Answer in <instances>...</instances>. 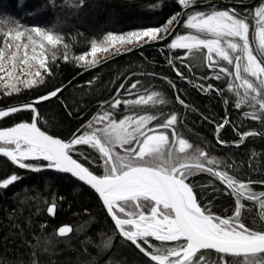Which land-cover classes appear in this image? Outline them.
Returning a JSON list of instances; mask_svg holds the SVG:
<instances>
[{
    "label": "snow or ice",
    "instance_id": "1",
    "mask_svg": "<svg viewBox=\"0 0 264 264\" xmlns=\"http://www.w3.org/2000/svg\"><path fill=\"white\" fill-rule=\"evenodd\" d=\"M178 3L182 10L166 23L171 25L175 21L179 25L178 17H184L182 27L188 31L174 37L168 47L187 50V56L201 60L214 73L211 78L225 79L227 91L234 97L233 108L238 112L244 109L240 112L242 118L264 126V0L243 11L234 7L217 10L214 6L200 10L194 8L195 0H178ZM82 5L83 0H80L79 6ZM162 30L164 26L121 35L109 33L100 42L92 41L90 52L75 59L87 62L91 55L94 63L98 51H107L116 42L132 43L143 38L156 41ZM58 45L63 46V59L67 61L68 44L58 34L39 26L18 24L5 31L4 39L0 40V73L15 81L5 85L7 94L19 91L20 77L16 72L23 71L22 66H28L29 70L35 67L31 72L33 79L24 81L25 86L35 85L37 77L43 82L41 70L51 75L48 53L51 52L54 61ZM185 66L191 70V65ZM174 70L179 78L187 79L179 69ZM138 83L131 84L127 90L136 98L121 99L117 92L112 100L101 102L99 111L68 141L48 135L36 123L39 113L35 105L57 96L62 89L39 97L32 104L0 110V119L22 110L33 112L31 123L21 122L0 130V155L22 169L33 171L41 169L26 161H46L44 167L70 173L90 185L102 198L119 235L154 264H264V231L249 229L241 221L243 201L255 202L264 210V191L257 192L252 187L253 184L264 185V181H244L229 174L230 169L241 165L217 159L204 148L190 143L179 132L176 113L147 111L167 101L157 91L132 93ZM169 83L175 88L174 83ZM195 86L206 92L216 91L221 95L223 92L213 85ZM176 99L185 108L189 107L179 94ZM121 105L126 112L120 113L118 118ZM229 124L239 136L234 142L236 147L249 136L264 135L252 130L240 133L238 129L243 124L232 123L226 114L221 123L215 124L218 144L227 146L226 141L219 139V132ZM77 146H87L98 153L103 175L94 174L73 158L78 152ZM79 154L88 159L82 151ZM248 166L251 167V157ZM199 173L219 181L225 194L233 197L232 216L222 218L212 212L211 202L204 206L198 202L193 186L187 181ZM18 179L12 175L0 181V188L6 189ZM48 212L55 214V204ZM71 232V226H62L56 234L63 237ZM102 243L107 248L111 239ZM211 252L216 253L217 260H208Z\"/></svg>",
    "mask_w": 264,
    "mask_h": 264
},
{
    "label": "trees",
    "instance_id": "2",
    "mask_svg": "<svg viewBox=\"0 0 264 264\" xmlns=\"http://www.w3.org/2000/svg\"><path fill=\"white\" fill-rule=\"evenodd\" d=\"M207 1L213 0H195V4ZM79 5L80 0H0V40L13 24L39 26L63 37L64 43L68 44L69 57L67 61L63 59L65 50L58 45L54 61L51 52L48 53L51 75L41 70L43 82H39V77L32 86H25L21 81L17 84L19 91L12 94H7L5 89V85L10 84L8 80L0 79V108L36 99L67 84L88 68L85 61H77L75 57L90 52L92 41L100 42L109 33L121 35L165 27L169 18L182 10L178 0H83V5ZM174 25L175 21L165 33L168 34ZM145 42L151 41L143 38L132 43L116 42L107 51H98L96 55L106 53L109 57L114 56ZM119 48L127 50L115 53ZM169 54L163 49H151L109 64L68 90L64 96L40 106L37 123L45 132L68 141L99 111L101 102L112 100L117 92L121 99L136 98L127 90L131 84L139 82L132 93L157 91L167 101L165 105L147 111L176 113L179 132L190 143L204 148L217 159L241 165L230 169L229 174L244 181H264V138L249 136L236 147L234 142L239 140V136L229 124L219 132V139L229 144L222 146L217 143L215 124L223 121L228 105L230 121L243 124L238 129L240 133L250 130L264 133V126L241 117L240 112L244 109L238 112L233 108L234 97L227 91L226 80L211 78L214 73L201 60H194L186 52L173 49ZM180 57L186 58L182 60ZM169 59L175 69L198 85L213 84L223 90L222 94L228 101L226 105L216 91H203L172 73ZM185 65H191V70ZM169 81L175 84V88ZM177 94L188 108L177 102ZM124 112L126 110L121 105L118 118ZM31 117V111L16 113L1 121L0 128L30 121ZM77 148L78 152L73 157L94 174L103 175L98 153L87 146ZM80 151L88 157L87 160L79 154ZM250 157L251 167L248 166ZM27 163L33 166L46 164L40 160ZM12 175L19 179L6 189L0 188V264H154L121 238L100 198L88 186L63 173L23 171L0 156V181ZM187 182L193 186L202 206L211 202V210L216 215H233L234 199L225 194L219 181L206 173H199L189 177ZM252 187L254 191H264V185L253 184ZM242 203L245 205L242 223L249 229L264 231V218H261L264 210L255 202ZM52 204H55L54 215L48 212ZM62 226H71L72 232L63 237L57 235V229ZM109 238L110 246L105 248L102 242ZM208 258L217 260V255L211 252Z\"/></svg>",
    "mask_w": 264,
    "mask_h": 264
},
{
    "label": "water",
    "instance_id": "3",
    "mask_svg": "<svg viewBox=\"0 0 264 264\" xmlns=\"http://www.w3.org/2000/svg\"><path fill=\"white\" fill-rule=\"evenodd\" d=\"M259 1H261V0H255V2H253V3L241 5V4H238L236 2H230V1H226V0H213V1H209V2H202L201 4H195L194 5V8L203 10L204 8L211 9L213 6L215 7V9H227V8H233V7H238V6H240V7H245V6L248 7V6H252V5L256 4V2H259ZM178 19L180 20V24L177 25L175 23V25L169 31L170 34H166L165 36L161 37V39H157L156 41L142 43V44H140V46H138L136 48H132V49H130L128 51L121 52L118 55L111 56V57H109V59L103 60L102 62H99L98 64H96L94 66L88 67L86 70L78 73V75L75 76V77H73L72 79H70V81H68L67 84L63 85L62 87L57 88V89H62V91H60L57 96L51 97L48 100H42L40 103L36 104L35 107H36L37 112H38L39 106L44 105V104H46L49 101L57 100L58 98L64 96L66 93H68V90L72 89L73 87L77 86L79 83H81L84 80H86L88 78V76H91V75L99 72V70L103 69L104 67L109 66V64L119 62L120 60H124V59L130 58L131 55L138 54V53H141L142 51H147V50H151V49H161V50L163 49L169 55V47H168V45L170 44L169 42L172 40V38L174 36L177 35L179 29L182 26L184 17H179ZM168 65H169L172 73H174L176 75V72L174 70L175 67H174V65H172L170 63V60L168 61ZM185 77L187 79H182V80L189 81V82L191 81V79L189 77H187V76H185ZM194 85H196V82H194ZM213 87L216 88V89H219L218 87H215V86H213ZM51 92H49V93H51ZM49 93H47L46 95H48ZM46 95H43V96H46ZM218 95H220V97H221L224 105H226L224 94H222V95L221 94H218ZM40 97H42V96H40ZM38 98L39 97H36V99H32V100H29V101H25L24 103H15V105H7V106H4L3 108H0V110H7L9 108L19 107V106H22V105H25V104H32ZM25 111L26 110H22L20 112H25ZM17 113H19V112H17ZM31 114H32V119L29 122H27V123H31L33 121V112ZM226 114L229 117V115H228V105H226ZM14 115H15V113L9 115L8 117H5V118L0 119V122L1 121H4L5 119H7V118H9L11 116H14ZM36 123H37V121H36ZM17 124H19V123H16V125ZM37 126L40 127L39 124H37ZM11 127H13V126L5 127V128H0V130H6V129L11 128ZM252 131H255V130H252ZM255 132L260 133L259 131H255ZM47 134L53 136L52 134H49V133H47ZM259 136L264 138V135H259ZM53 137L54 138H58L56 136H53ZM59 139H61V138L59 137ZM222 146H225V145H222ZM227 146H229V144H227ZM0 156L3 157V158H5V159H8V161L13 166H15L16 168H20L17 164H14L9 158L4 157L3 155H0ZM44 162H46V161H44ZM46 163H48V162H46ZM39 167L41 169L40 171H43V172L44 171H48V172L53 171V172H56V173H60L61 174V172H58V171H56L53 168H48V167H44V166H42V167L39 166ZM20 169H22V168H20ZM22 170L27 171V172L30 171V172H34V173H39L40 172V171H33L30 168H24ZM64 174H66L68 176H71V177L75 178L78 182H80L81 184H84L85 186H88L100 198V201H101L102 205L104 206V208L106 210V206L103 204L102 198L99 196V194L93 188H91L90 185L85 184L83 181H80L78 178L72 176L70 173H64ZM106 213H107L108 217H110V219H111V216L108 214L107 210H106ZM222 218H224V217H222ZM111 221H112V223L114 225V221L112 219H111ZM114 227H115V225H114ZM132 246L134 248H136L134 245H132ZM137 251L140 252L139 249H137ZM141 254L145 258L149 259L143 253H141Z\"/></svg>",
    "mask_w": 264,
    "mask_h": 264
},
{
    "label": "rangeland",
    "instance_id": "4",
    "mask_svg": "<svg viewBox=\"0 0 264 264\" xmlns=\"http://www.w3.org/2000/svg\"><path fill=\"white\" fill-rule=\"evenodd\" d=\"M171 25L167 24L164 28L165 30H162L159 34V37L158 39H161V37L165 36L166 35V30H168L170 28ZM126 48H119V50L115 51V53H119V51H125ZM127 50V49H126ZM185 52H187V50H185ZM104 60V59H109V55L108 54H98L95 56L94 58V63H92L93 61V57L91 55H89L87 57V62H86V65L88 66H93V65H96L98 64V62L100 60ZM33 65H35V62H32ZM23 67V71H17L16 72V75H18L20 77V83L21 81H28V80H31L33 79V76L31 75V72L32 71H35V67H33L31 70H29L28 66H22ZM8 70L11 71V66L8 65ZM1 76H5L4 80H8L9 83H14L15 81L14 80H10L6 77L5 73H0Z\"/></svg>",
    "mask_w": 264,
    "mask_h": 264
},
{
    "label": "flooded vegetation",
    "instance_id": "5",
    "mask_svg": "<svg viewBox=\"0 0 264 264\" xmlns=\"http://www.w3.org/2000/svg\"><path fill=\"white\" fill-rule=\"evenodd\" d=\"M226 1H230V0H226ZM230 2H236V3H238V4H241V0H231ZM253 2H255V0H243V4H241V5H245V4H250V3H253ZM261 1H259V2H256V4H254V5H252V6H248V7H240V6H238V7H234V8H236L237 10H239V11H241V10H244L245 8H247V9H252L254 6H256V5H258L259 3H260ZM201 4V3H200ZM203 10H210V9H207V8H204ZM217 10H224V9H217ZM183 22H184V20H183ZM183 24V23H182ZM188 30H186L184 27H182L181 26V28L179 29V31H178V33H177V35H181V34H186V32H187ZM176 35V36H177ZM176 36H174V37H176ZM174 37L172 38V40L174 39ZM171 40V41H172ZM170 41V42H171ZM169 42V43H170ZM175 50H177V51H179V52H185V50L184 49H175ZM187 53V52H186ZM210 85H213V84H210ZM208 260L210 261V258H208Z\"/></svg>",
    "mask_w": 264,
    "mask_h": 264
},
{
    "label": "bare ground",
    "instance_id": "6",
    "mask_svg": "<svg viewBox=\"0 0 264 264\" xmlns=\"http://www.w3.org/2000/svg\"><path fill=\"white\" fill-rule=\"evenodd\" d=\"M207 2H209V1H207ZM169 51H170V48H169ZM121 53V52H120ZM118 55V54H117ZM169 56H170V54H169ZM111 57V56H110ZM106 60V59H105ZM170 60V59H169ZM168 60V61H169ZM102 62V61H101ZM99 63V62H98ZM94 66V65H93ZM88 67H91V66H88ZM87 69V68H86ZM85 69V70H86ZM186 76V75H185ZM188 77V76H187ZM189 82V81H188ZM190 82H192L193 84H194V81L191 79V81ZM196 85H198V83L196 82ZM214 86V85H213ZM216 87V86H215ZM40 97V96H39ZM29 101V100H28ZM42 106V105H41ZM40 107V106H39ZM27 111H30V110H27ZM26 112V111H25ZM32 113V112H31ZM16 114V113H15ZM31 119H32V117H31ZM26 122H29V121H26ZM21 123V122H20ZM38 124V123H37ZM41 128V127H40ZM44 131V130H43ZM47 133V132H46ZM76 159V158H75ZM29 161H39V160H29ZM28 161H26V163H27ZM44 162V161H43ZM44 163H46V162H44ZM47 164V163H46ZM45 164V165H46ZM33 166V165H32ZM42 166H44V165H42ZM41 166V167H42ZM15 167V166H14ZM34 167H39V166H34ZM22 170V169H21ZM24 171V170H23ZM27 172V171H26ZM30 172V171H29ZM40 172H43V171H40ZM44 172H48V171H44ZM53 172V171H52ZM34 173V172H33ZM64 174V173H63ZM71 177V176H70ZM83 185V184H82ZM95 193V192H94ZM112 222V221H111ZM114 226V225H113ZM129 242V241H128ZM158 243H160V242H158ZM149 260V259H148ZM150 261V260H149ZM154 263V262H153Z\"/></svg>",
    "mask_w": 264,
    "mask_h": 264
}]
</instances>
